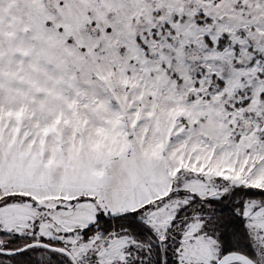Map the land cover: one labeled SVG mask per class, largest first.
Masks as SVG:
<instances>
[{"label": "snow or ice", "instance_id": "1", "mask_svg": "<svg viewBox=\"0 0 264 264\" xmlns=\"http://www.w3.org/2000/svg\"><path fill=\"white\" fill-rule=\"evenodd\" d=\"M0 264H264V0H0Z\"/></svg>", "mask_w": 264, "mask_h": 264}]
</instances>
